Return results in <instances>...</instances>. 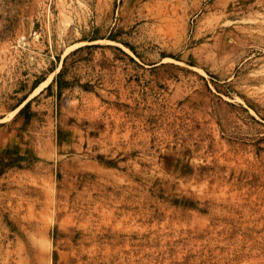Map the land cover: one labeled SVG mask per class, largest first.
<instances>
[{"label": "rangeland", "instance_id": "obj_1", "mask_svg": "<svg viewBox=\"0 0 264 264\" xmlns=\"http://www.w3.org/2000/svg\"><path fill=\"white\" fill-rule=\"evenodd\" d=\"M0 264H264V0H0Z\"/></svg>", "mask_w": 264, "mask_h": 264}, {"label": "trees", "instance_id": "obj_2", "mask_svg": "<svg viewBox=\"0 0 264 264\" xmlns=\"http://www.w3.org/2000/svg\"><path fill=\"white\" fill-rule=\"evenodd\" d=\"M27 106H28V103L20 110V113H22Z\"/></svg>", "mask_w": 264, "mask_h": 264}]
</instances>
